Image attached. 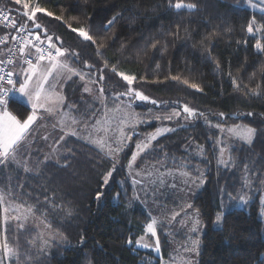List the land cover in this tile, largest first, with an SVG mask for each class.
I'll list each match as a JSON object with an SVG mask.
<instances>
[{
    "label": "trees",
    "instance_id": "obj_1",
    "mask_svg": "<svg viewBox=\"0 0 264 264\" xmlns=\"http://www.w3.org/2000/svg\"><path fill=\"white\" fill-rule=\"evenodd\" d=\"M39 2L42 7L54 13L53 17L38 14L40 23L49 29V34L62 37L65 47L80 54V62L75 63L78 68H83L84 60L95 64L97 69L103 68L107 61L108 67L104 68L106 80L103 82L107 88H112L116 82L124 83L111 72L112 65H116L120 72L135 74L139 81L136 86L158 101L157 105L136 101L133 103L135 109L170 110L187 103L190 107L209 113L213 124L217 122V117L212 114L224 112L229 125L243 123L257 129L251 145L239 140L232 141V155L238 164L230 169L218 166L212 150L218 130L209 128L202 119L189 127H174L177 128L175 132L161 136L153 142V146H162L163 151L174 156L178 162L182 159L190 161L188 170L193 175H196V168L204 173L205 185L193 200L194 207L200 210L205 228L198 264H262L264 52L258 51L254 45L256 39L264 43V33L252 36L247 32V25L253 16L257 26L264 23V13L251 8L246 0H184V3H196L197 9H181L179 12L170 7L169 0ZM253 2L257 3L258 0ZM0 7L19 6L15 5L14 0H0ZM56 16L62 19L56 20ZM113 17L115 20L109 25L108 21L113 20ZM69 25L89 29L97 44L83 41L71 32ZM177 32L178 36L175 35ZM156 41L160 43L153 49L152 44ZM100 44L104 47L98 56L97 46ZM99 75L97 71L93 78L98 79ZM173 75L199 84L203 91L171 80L154 82L157 78L164 80L165 76ZM140 77L146 79L141 81ZM233 77L240 84L239 89L233 85ZM75 78L73 83L78 81ZM245 85L247 89H256L259 85L258 94L248 93ZM80 88L76 87L70 95L83 111L78 91ZM117 90L123 89L117 87ZM11 110L24 117L29 108L18 101L11 105ZM248 112L253 115L247 116ZM238 113L244 115L237 118ZM155 123L148 121L135 130L141 133L149 131ZM137 138V135L134 136L121 154V165L106 189L100 187L101 177L110 169L111 162H102L101 154L95 146L74 137L67 141V147L72 149L71 153H67V160L59 158L57 163L54 158L39 171L34 170L28 174L18 172L16 181L11 183L13 189L20 193H30V196L23 195L20 198L36 205V216L50 223V230L63 237L56 239L39 257L33 252L36 264H161V257L168 258L185 241L187 236L183 232L177 234L165 227L159 232V254L135 245V240L143 235L149 211L143 203L133 199L130 183H124L122 188L120 182L127 175L124 166L131 157ZM193 142L204 145L206 159L191 155L195 146ZM162 155L163 152L158 149L146 153L143 158L155 162ZM40 158H43L42 154ZM245 165L249 167L248 175L254 176L251 189L243 186ZM168 166H174L171 160ZM12 174L8 169L0 170V183L2 180L6 183ZM19 184L24 187H15ZM124 189H127L126 194ZM98 191H104L100 200L96 198ZM118 192L121 195L116 198ZM227 193L236 197L244 194L250 203L242 207L232 204L221 230L214 227V220L221 201L229 203ZM45 195L53 198L55 209L47 204L40 208L37 204V198L42 203ZM26 233L20 234L24 250ZM129 238L132 244L127 243Z\"/></svg>",
    "mask_w": 264,
    "mask_h": 264
},
{
    "label": "snow or ice",
    "instance_id": "obj_2",
    "mask_svg": "<svg viewBox=\"0 0 264 264\" xmlns=\"http://www.w3.org/2000/svg\"><path fill=\"white\" fill-rule=\"evenodd\" d=\"M246 2L251 8L264 13V0H258L257 3L253 0H246ZM14 3L19 6L15 10L5 11L0 8V28L10 30L0 36V45H8L9 37L11 41H15L13 47L0 48V170L14 165L17 170L22 169L28 174L34 170L39 171L41 167H46L54 158L57 163H59V158L67 160V153H71L72 149L67 147L66 138L74 137L94 145L101 154L102 162L103 160L111 162L110 169L101 177L100 187L106 189L118 166L121 165V154L128 148V142L133 139L135 127L144 122L132 110L133 103L139 101L157 105L158 101L136 86L139 81L135 74L120 72L116 65H112L111 72L124 83L116 82L112 88H107L103 83L106 80L104 68L108 67L107 61L100 69L87 60L83 61V68L74 67L73 65L81 60L80 54L74 49L65 47L62 37L54 33L49 34V29L40 23L38 14L53 17L54 13L42 7L39 0H14ZM169 5L177 12L181 9L188 11L197 9L196 3H184V0H175V3L169 0ZM55 19L61 20L62 17L56 16ZM114 20L115 17L109 20L108 24L111 25ZM69 28L83 41L91 42L92 45L97 44L89 29L83 26L75 28L71 25ZM247 32L252 36L256 33H264V23L257 26L255 16H253L247 25ZM178 34L177 32L175 35L178 36ZM159 43L160 41L153 43L152 48L155 49ZM103 47V44L97 46L98 56L101 55L100 49ZM254 47L264 52V43L261 39H256ZM217 68H219V62H217ZM97 71L100 75L98 79H94ZM229 76L231 77V73ZM74 77H78L79 81L83 82L80 98L83 111L76 102H68L64 94L65 85L73 81ZM145 79V77H140L141 81ZM167 80L203 91L199 84L190 83L188 79H182L179 75L165 76L164 80L157 78L154 82L163 83ZM232 83L237 89L240 88L236 78H232ZM91 85H97V89H93ZM117 87L123 90H117ZM259 87L257 85L256 89H247L245 85L247 92L252 95L258 94ZM84 93L89 94L91 102L84 99ZM123 98H127V104L124 103ZM19 100H23V104L29 108L24 117H20L11 110V105ZM212 115L217 117L215 124L209 119V113L185 103L182 108L173 109L170 113L153 118L182 121L178 127H189L202 119L209 128L218 130V135L212 143L218 166L230 169L238 164L237 159L232 155V141L239 140L251 145L257 129L243 123L229 125L224 112ZM240 115L244 114L238 113L237 118ZM246 115L251 117L253 113L248 112ZM41 130H45L42 135ZM176 130L177 128L174 127L157 128L154 133L138 139L130 159L124 166L127 169V175L120 184L123 188L124 183H130L134 200L145 203L151 198L153 203L161 209L160 215L148 213V221L143 226L144 234L135 240L136 247L151 249L159 254L161 245L158 233L165 227L173 228L179 224L180 229H187V238L175 249V255L169 264H176L177 259L180 264H196L194 257L199 255V233L202 230L200 210L187 202L169 208L159 200L163 189L183 190L178 189L177 180L184 185L205 182L204 173L199 168L195 169L196 175L188 170L190 161L182 159L178 162L174 156L163 151L162 146H153L152 142L157 141L158 137ZM40 141L44 142L48 151H44L43 147H37ZM193 144L195 146L191 155L206 159L204 145L195 144V142ZM191 146L190 144L189 147ZM158 149L163 152V155L155 162H149L143 158L146 153L156 152ZM138 160H141L139 165ZM169 160L172 161L173 167L168 166ZM248 173L249 167L245 165L243 186L251 189L254 176L250 177ZM261 184L264 185V180H261ZM15 187L22 189L24 185L19 184ZM13 188L11 177H9V186L6 189L0 186V264H36L33 252L39 257L57 237L52 232H49L46 237L37 225V236L26 240L28 248L27 250L22 249L20 234L30 230L29 221L36 217L37 206L20 198L23 195L30 196V193L16 192ZM126 193L127 189H124V194ZM103 195L104 191H98L97 200H100ZM120 195V192L116 193V198ZM227 196L229 203L225 204L223 200L221 201L214 220V227L221 230L226 217L230 214L232 204L247 206L250 203V200L243 195L236 197L227 193ZM37 204L40 208H43L44 204L53 209L56 207L53 198L48 195H45L42 203L37 198ZM261 204L264 205V196L261 197ZM44 211L46 212L47 209ZM41 223H44L47 229L52 228L50 223L44 221ZM145 237L153 238L154 243H146ZM60 238L63 239L62 234ZM127 243L132 244V239L129 238ZM161 264H163L162 257Z\"/></svg>",
    "mask_w": 264,
    "mask_h": 264
},
{
    "label": "rangeland",
    "instance_id": "obj_3",
    "mask_svg": "<svg viewBox=\"0 0 264 264\" xmlns=\"http://www.w3.org/2000/svg\"><path fill=\"white\" fill-rule=\"evenodd\" d=\"M14 8L17 9V7H14ZM6 47H12V46L11 45H7ZM73 66L74 67H77L75 64ZM75 80H78L76 82L77 83L79 82V84L73 83V81H74L73 80V81L69 82L67 85H65V88H64V94L67 97V101L68 102H74L73 97L70 94H72V93L75 92L76 87L77 88H80V85L82 87V84H83V82L79 81L78 77L75 78ZM91 87H93V89H97L96 86H92L91 85ZM73 89H74V91H73ZM81 89L82 88H80L78 90L79 93H80V97L82 95ZM83 96H84V99L85 100H88L89 102H91V97L89 96V94L84 93ZM19 101L23 102V100H19ZM124 103L127 104L128 101L126 99H124ZM109 106L110 107L112 106L110 101H109ZM179 108H182V107L179 106V107L173 108V109H179ZM173 109H170V110H159V111L156 108L155 109H142V108L135 109V106L132 105V110H134V112L138 114V118L140 120H143L144 121L143 122L144 124L146 122H148V121H154V122H156L154 128L150 129L149 131H143L141 133L140 130H138V129L135 130L134 129L135 130L134 131L135 134L133 135V137L136 136V135L138 137L136 139V141L138 139L145 138L146 135L149 134V133H154L157 128L176 127V126H178V124L181 123L182 121H178V120H173V121H169V120H156V119L153 118V117H155L157 115L163 116V115H165L167 113H170V112L173 111ZM143 123H139V124H137V126H139L140 124H143ZM49 130H50V128H49ZM44 131L45 130H41V135L44 134ZM160 137H158V138H160ZM70 138L71 137L66 138L67 141ZM81 141H83V140H81ZM84 142H86V141H84ZM130 142L131 141H129L128 144H130ZM37 147H43L44 148V151H48V148L44 146V142L43 141H40L38 143ZM137 164L138 165L140 164V160L137 161ZM7 169H8L9 172L12 171V173H13L12 176H9V177H11V183L13 181L14 182L16 181L17 174H18L19 171H21V172L24 173V171L22 169L17 170L14 165H10L9 168H7ZM7 169H5V170H7ZM6 183H8V184H6ZM6 183H5V181L3 182V180H2V182L0 183V186L4 187L6 189L9 186V178H7ZM177 185H178V189H181L182 188L183 190H177V191H169L167 189L161 190L162 191V195L159 197V200L162 203L166 204L169 208H173L177 204L184 203V202L193 204V200L195 199V197L197 196V194L200 192V190L204 187L205 182L203 184H190L189 183L188 185H184L180 180H177ZM13 190L15 191V189H13ZM242 195L244 196V194H242ZM263 196H264V194H263ZM143 204L148 209V211L152 213V215H160L161 214V209L158 208L157 205L153 203V201H152L151 198H149ZM236 205L237 206H240L238 204H236ZM240 207H242V206H240ZM262 209H264V205H263ZM189 211H191V210H189ZM262 213H263V216H264V212H262ZM29 224H30V230L27 231V233H26V240L32 239L33 237H36L37 236V234H38L37 225H39V229H42L43 230V232H44V234H45L46 237H47V235H48L49 232H52L50 229H47V228L44 227V223H41V220L37 216L31 218L30 221H29ZM171 229L173 230V232H175L177 234L183 232L187 236V229L186 228L185 229H180V225L179 224L175 225V227H173ZM204 231H205V228H204V223H203V220H202V230L199 233L200 247H201V237H202ZM24 233L25 232H23V234ZM52 234L56 235V237H57L56 239L57 240H60V235L58 233L52 232ZM158 235H159V233H158ZM55 240H53L51 242L50 246L53 244V242ZM145 242L146 243L153 244L154 243V239L153 238H150V237H145ZM27 248H28V245L25 243V250H27ZM199 251H200V248H199ZM174 255H175V250H174V252L172 253L171 256H169L168 258H164L163 259V264H169L171 258ZM194 260H195L196 264H198L199 255L198 256H195L194 257ZM176 264H180L179 259H177Z\"/></svg>",
    "mask_w": 264,
    "mask_h": 264
},
{
    "label": "built area",
    "instance_id": "obj_4",
    "mask_svg": "<svg viewBox=\"0 0 264 264\" xmlns=\"http://www.w3.org/2000/svg\"><path fill=\"white\" fill-rule=\"evenodd\" d=\"M2 8V7H0ZM5 11H7L8 9H13L15 10L16 8L14 7H7V8H3ZM13 15H15V12H13ZM9 29H5V28H0V36H3L4 34H6L7 32H9ZM14 34V33H13ZM8 45H11L12 47L15 45V41H11V38L9 37V43ZM7 46V45H6ZM5 45H0V48L2 47H6Z\"/></svg>",
    "mask_w": 264,
    "mask_h": 264
}]
</instances>
